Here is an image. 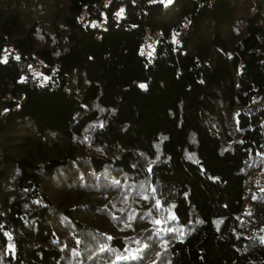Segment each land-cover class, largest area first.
<instances>
[{"label":"trees","instance_id":"obj_1","mask_svg":"<svg viewBox=\"0 0 264 264\" xmlns=\"http://www.w3.org/2000/svg\"><path fill=\"white\" fill-rule=\"evenodd\" d=\"M140 3L0 0V264H264V10Z\"/></svg>","mask_w":264,"mask_h":264},{"label":"rangeland","instance_id":"obj_2","mask_svg":"<svg viewBox=\"0 0 264 264\" xmlns=\"http://www.w3.org/2000/svg\"><path fill=\"white\" fill-rule=\"evenodd\" d=\"M109 1L110 0H102V5L103 6H107V4L109 3ZM164 1H166V0H164ZM121 9H122V6L117 7L114 10V13H115V15H116L117 18L120 17V16L117 15V13L120 12ZM83 17H85V16L83 15ZM103 17H104L103 16V12H101V19H100V22L98 24V26L101 27V28H104V18ZM86 21L88 23L94 24V19H86ZM154 46H155V38H152V37L146 35L145 38H144V41H143V43H142V45L140 47L139 52L141 54L145 55V56H150V55L153 54ZM4 54H5V52H4ZM4 54H2L1 59H3L5 57ZM34 75L36 77H40L39 73H34ZM43 79H44V77H41V80H43Z\"/></svg>","mask_w":264,"mask_h":264},{"label":"built area","instance_id":"obj_3","mask_svg":"<svg viewBox=\"0 0 264 264\" xmlns=\"http://www.w3.org/2000/svg\"><path fill=\"white\" fill-rule=\"evenodd\" d=\"M100 2L94 3L92 6L93 8H98ZM134 5H135V13L136 14H141L145 11V7L143 4L140 3V0H134Z\"/></svg>","mask_w":264,"mask_h":264},{"label":"snow or ice","instance_id":"obj_4","mask_svg":"<svg viewBox=\"0 0 264 264\" xmlns=\"http://www.w3.org/2000/svg\"><path fill=\"white\" fill-rule=\"evenodd\" d=\"M169 2H171V0H169ZM123 11H124V10L121 9L120 12L117 13V15H118V16H122V15H123ZM17 58H18V57H17ZM4 62H6V58H5V61H4ZM141 87L143 88V87H145V85H141ZM157 223H159V221H157Z\"/></svg>","mask_w":264,"mask_h":264},{"label":"water","instance_id":"obj_5","mask_svg":"<svg viewBox=\"0 0 264 264\" xmlns=\"http://www.w3.org/2000/svg\"><path fill=\"white\" fill-rule=\"evenodd\" d=\"M262 9L264 10V0H257Z\"/></svg>","mask_w":264,"mask_h":264},{"label":"crops","instance_id":"obj_6","mask_svg":"<svg viewBox=\"0 0 264 264\" xmlns=\"http://www.w3.org/2000/svg\"><path fill=\"white\" fill-rule=\"evenodd\" d=\"M162 1H164V0H162Z\"/></svg>","mask_w":264,"mask_h":264}]
</instances>
